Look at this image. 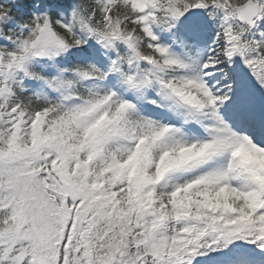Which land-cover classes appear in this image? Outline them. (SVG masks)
Segmentation results:
<instances>
[{
	"label": "snow or ice",
	"instance_id": "snow-or-ice-1",
	"mask_svg": "<svg viewBox=\"0 0 264 264\" xmlns=\"http://www.w3.org/2000/svg\"><path fill=\"white\" fill-rule=\"evenodd\" d=\"M0 264H264V0H0Z\"/></svg>",
	"mask_w": 264,
	"mask_h": 264
}]
</instances>
